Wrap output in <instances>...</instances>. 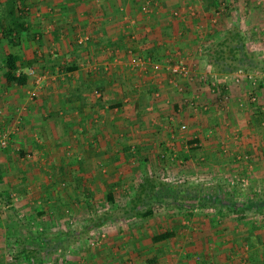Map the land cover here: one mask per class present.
Segmentation results:
<instances>
[{"label": "crops", "instance_id": "crops-1", "mask_svg": "<svg viewBox=\"0 0 264 264\" xmlns=\"http://www.w3.org/2000/svg\"><path fill=\"white\" fill-rule=\"evenodd\" d=\"M9 7L23 29L11 44L0 25V66L17 55L28 81L0 72V264L11 236L37 247L27 227L90 223L49 264H264V83L251 105V85L203 57L238 27L264 60V0H0V17ZM133 56L157 66L140 72ZM180 61L219 93L172 75Z\"/></svg>", "mask_w": 264, "mask_h": 264}, {"label": "trees", "instance_id": "trees-1", "mask_svg": "<svg viewBox=\"0 0 264 264\" xmlns=\"http://www.w3.org/2000/svg\"><path fill=\"white\" fill-rule=\"evenodd\" d=\"M217 5L218 3L215 4L216 10L220 7V5L219 7ZM13 9L9 7L6 13L0 17V25L3 30V37L11 44H16L14 40L15 36L23 29V24L15 16ZM204 54L203 57L208 65L221 75L234 74L239 71L264 74V60L249 51L247 40L243 37L238 27H232L222 38L215 39L214 43L204 51ZM18 61L19 57L17 55H6L3 61L4 67L0 66V72L5 68L3 78L7 84L25 86L28 77L24 73H17L19 69L17 65ZM210 83H208V86L212 85V80H210ZM221 93H224V89L221 90ZM90 224L83 226L81 229L61 231V233H58L54 237H48L43 233H38L37 236L32 237L31 241L36 240V242H39L36 245L37 247L33 248L27 247L26 242L28 240H26V237L24 239L16 238L14 243L15 247L12 246L13 253L10 257L9 264H49L55 259V255L59 249L64 252L71 243L76 242L88 233ZM168 236V234L157 236L154 238V241L165 240ZM63 237L65 239H62Z\"/></svg>", "mask_w": 264, "mask_h": 264}, {"label": "built area", "instance_id": "built-area-1", "mask_svg": "<svg viewBox=\"0 0 264 264\" xmlns=\"http://www.w3.org/2000/svg\"><path fill=\"white\" fill-rule=\"evenodd\" d=\"M142 9H143V12H145V13H148L149 10H150L149 7L147 6V4ZM225 9H226L225 5L222 4L219 7V9L215 11V16H220V15L224 14L225 13ZM77 40H78L79 44H84V43H86L89 40V37L81 36ZM130 63L132 65V67H134L135 69H138L140 72H143V73H147L148 70L150 69V67L154 66L156 64V62H154L152 57H140V56H137V57L133 56V58L131 59ZM155 66H157V65H155ZM169 70H170L172 75L180 76V77L185 78L186 80L191 81V82L196 80V81H198L201 84L206 85V86H208V83H210V80H212V85L209 86V90H210L211 94L212 95H217L219 93V89L216 88V86H215L216 84L213 82V80H216L217 78L214 77V79L213 78L210 79V76L207 73L199 74V76L195 77V75L191 74V72L188 70V67L182 61H180L176 65L172 66ZM28 75L29 76H33V77L35 76L37 78L36 79L37 82L42 80L41 77L37 76L35 74V71H33V70L29 71ZM223 80L224 81H229V82L237 84V85L242 83V81L248 82L251 85L252 90H253L247 97L248 101L250 102L251 105L252 104H257L259 99H258V96L255 93V90L258 87H260V84L262 82L264 83V74L255 75L254 73H245V72L239 71V72L234 73V74L223 75ZM228 100H229V98H228V96H226V97H223L222 101L227 102ZM198 102H199L198 98L195 99V100H192L189 103V107L191 109H193V110H196V111H198L200 109L203 110V111H206L207 107L198 104ZM19 124H20V119L18 120V123H17V126L15 127V129L18 130ZM180 128H181L182 131L186 130V126L185 125H182ZM8 140H9V132L3 133L0 136V145L2 147L6 148ZM246 182H247L246 178H244V177H242L240 175H235L229 180V185L232 188L233 187H242V188H244L246 186ZM72 226H73V221L70 222V227H72ZM35 230H36V232H40V233L42 231H44L43 228H41V227H37V228L35 227ZM105 238H106V232L100 231V232L95 233L94 236L91 237L89 243H90L91 246H97ZM62 253H63V251L60 250L59 254H62ZM62 260L64 262V259H61V261Z\"/></svg>", "mask_w": 264, "mask_h": 264}, {"label": "rangeland", "instance_id": "rangeland-1", "mask_svg": "<svg viewBox=\"0 0 264 264\" xmlns=\"http://www.w3.org/2000/svg\"><path fill=\"white\" fill-rule=\"evenodd\" d=\"M255 74V73H254ZM258 75V74H257ZM21 117V116H20ZM68 225V222L67 223H65V225L63 224V227H65L66 226V228L67 227H69V226H67ZM73 227H77V226H73ZM13 228V227H12ZM26 228V227H25ZM27 230L28 231H30V233H32V235L34 234H36V235H38V233H40V232H35L36 230H35V227H27ZM50 231H42L41 233H43L45 236H48V237H51L50 236V233H52V232H50ZM56 232V231H55ZM10 240H9V243H8V245L9 246H7L6 248H5V250H6V252L8 253V257H7V263H5V264H9V260H10V257H11V255H12V253H13V247L12 246H14V241H15V239H14V237L13 236H11V238H9ZM14 239V240H13ZM39 243V242H38ZM15 247V246H14ZM6 259V258H5ZM2 264H4V262L2 263Z\"/></svg>", "mask_w": 264, "mask_h": 264}]
</instances>
